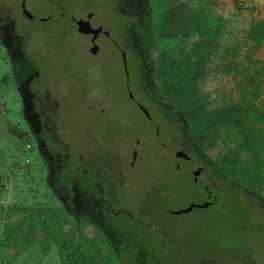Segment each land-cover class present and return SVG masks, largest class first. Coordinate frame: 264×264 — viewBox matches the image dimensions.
<instances>
[{
  "label": "rangeland",
  "instance_id": "rangeland-1",
  "mask_svg": "<svg viewBox=\"0 0 264 264\" xmlns=\"http://www.w3.org/2000/svg\"><path fill=\"white\" fill-rule=\"evenodd\" d=\"M134 1L128 12L151 26L146 46L130 27L121 41L106 0H0V264H123L124 236L95 198L54 185L55 157L92 173L115 211L158 236L160 254L176 251L172 264H264V0ZM90 10L108 33L93 53L72 20ZM256 22L259 43L247 36ZM136 52L153 97L132 84ZM177 124L204 162L197 181L198 161L165 147Z\"/></svg>",
  "mask_w": 264,
  "mask_h": 264
},
{
  "label": "trees",
  "instance_id": "trees-1",
  "mask_svg": "<svg viewBox=\"0 0 264 264\" xmlns=\"http://www.w3.org/2000/svg\"><path fill=\"white\" fill-rule=\"evenodd\" d=\"M107 3L108 7L119 13L118 16L114 12L119 20L124 24V31L121 32L122 34L120 39H123V36L125 37L127 30L130 27L135 32L137 40L139 41L138 44L140 43L142 46H146L147 40L150 37L151 28L148 19L144 16L128 17L129 15L124 14V9H122L123 12L121 11L122 7L120 2L117 0H106L103 4L107 5ZM262 35L263 30L261 22L249 25L247 36L250 39L259 43ZM135 61L136 62L133 63V71H135L137 75V80H144L143 59H140L139 56H135ZM132 77H134L133 73ZM166 116L168 118L174 117L171 113L166 114ZM66 164L67 165L65 166V171L63 173L64 177L58 180L59 184L64 185V188L68 190L69 193L72 191L74 185L85 189V192H87L89 196L95 198L94 200L100 208L104 224L110 229H116L117 232H120L124 236V239L117 236L118 239L124 241V244H122L121 241L117 242L116 253L120 262L123 264H172V258H174V255L176 254L175 250H173L174 254L170 258L164 257L160 254L161 248L157 242L159 239L157 235L156 237L153 232H148V234L142 233L140 230L144 227L142 223L137 222L130 224L129 221L132 216H130L127 211H115L112 208L110 201L107 199L108 196H106L104 188L97 181H95L92 173L91 175H88V173L82 172V169L77 170V173H75L73 171V167L67 162ZM75 167L77 168L79 165H76ZM55 183L59 185L57 181H55ZM235 185L237 184L235 183ZM99 186L103 188V192L97 189ZM168 247L170 249V246ZM169 249H167V251ZM170 252H172V250H170Z\"/></svg>",
  "mask_w": 264,
  "mask_h": 264
},
{
  "label": "flooded vegetation",
  "instance_id": "flooded-vegetation-1",
  "mask_svg": "<svg viewBox=\"0 0 264 264\" xmlns=\"http://www.w3.org/2000/svg\"><path fill=\"white\" fill-rule=\"evenodd\" d=\"M117 1H119L120 2V5H121V11H122V9H124V14H126V15H129L128 17H135L134 16V14L133 13H131V12H128V8L130 7V6H132L133 5V2L135 3V1L134 0H117ZM131 1V2H130ZM22 2V1H21ZM90 2V1H89ZM126 2H127V4H126ZM128 2H130V3H128ZM92 3H94V2H92ZM94 4H96V3H94ZM128 4H129V7L128 8H126V6H128ZM25 7V6H24ZM26 9V8H25ZM27 10V9H26ZM123 12V11H122ZM89 13V16L87 17V14ZM20 14L22 15V16H24L25 18H30L31 16H27L23 11H22V7H21V5H20ZM132 14H133V16H132ZM92 16H93V11H87L86 13H85V16L84 17H77V18H87V20H88V22H89V24H90V26H92V27H96V26H100L101 27V29L98 31V33L96 34V36H95V38L98 36V34L99 33H103L104 35H106L107 36V31H106V33L104 32L105 31V29H103L102 28V26L100 25V24H97V25H92V21H91V18H92ZM138 16V15H137ZM139 17V16H138ZM141 17V16H140ZM76 17H73L72 18V20H73V25L75 26V29H76V22H75V20L77 19ZM149 22V21H148ZM0 23H4V21H2V20H0ZM9 26H11V25H9ZM81 33V32H80ZM83 34H85V35H88V38H89V41H90V43H91V46L93 45V44H95L94 43V40H95V38H94V40L92 41L91 40V33H83ZM134 34H135V32H134ZM136 36V35H135ZM137 38V37H136ZM123 39H125V42H127V41H129L128 39H127V35H125V37L123 36ZM123 39H121V41H123ZM127 39V40H126ZM139 42V41H138ZM113 43H114V41H113ZM126 45V44H125ZM91 46H89L88 47V49L90 50V48H91ZM115 46L119 49V52H120V55H121V57H122V59L124 58V60H125V54H124V50L120 47V46H118V44L116 45L115 44ZM130 48H132V44L130 45ZM95 49H96V44H95ZM132 50H133V48H132ZM139 52V51H138ZM138 52H136L135 54V56L136 57H138ZM93 53V52H92ZM135 58V57H134ZM142 57H140V59H141ZM130 81L129 80H126V85L128 86V83H129ZM133 83V85L137 88V90H139V93L142 95H146V94H150L146 89H145V81L144 80H137L136 82H134V81H132ZM131 83V82H130ZM129 83V84H130ZM27 85H29V83L27 82ZM30 87V86H29ZM128 88V87H127ZM129 91V90H128ZM27 94H28V97H29V103H28V107H29V109H30V112L32 113V118L33 119H35L36 120V125H37V132H41L42 134H44L45 132H49V131H46V130H49V129H47V127H46V120H45V116L44 115H41L40 113H41V108H40V106H39V103H35L34 102V98H33V92H32V90L31 91H27ZM128 95H129V98L130 99H133L134 98V94H132V93H128ZM151 95V94H150ZM152 96V95H151ZM153 97V96H152ZM135 105H136V107L143 113V114H145V112L143 111V109H142V105H141V103L138 101V100H135ZM142 106V107H141ZM144 108H145V106H144ZM146 109V108H145ZM147 111V110H146ZM167 114H169V113H171V112H169V111H165ZM172 114V113H171ZM174 115V114H173ZM145 116L149 119V120H151V117H150V115H149V113L147 112V114H145ZM169 119V122L170 123H172V121H176V120H178V118H177V116L176 115H174V117H172V118H168ZM177 127V133H178V136H176V137H174V136H172L171 135V133L170 132H167L165 135H167V137H168V143L166 144V146L165 147H168L170 150L171 149H173V155L175 156V157H177V158H186V159H191V158H193L192 156L194 155V153H196L194 150H193V147H192V144L187 140V138H186V136L184 135V133H183V130H182V128H181V126L180 125H176ZM155 128H157V125H155ZM155 133L156 134H158V131L155 129ZM42 137V136H41ZM40 139H42V138H40ZM42 141H43V139H42ZM43 143H45L44 141H43ZM185 147V148H184ZM48 150V149H47ZM177 150H180L179 152H181L179 155H176L175 154V152L177 151ZM55 153V152H54ZM134 153H135V150H133L132 151V156H134ZM194 157H196V159H194V160H196V162L198 161V164L196 165V167H195V169H191L190 170V174H192V179H193V181H197L198 179V176H199V174L202 172V170H203V168H204V162L202 161H200V159H199V157L197 156V154L194 156ZM56 158V160H53V167H52V172H53V181L55 182V181H57L58 182V184H59V181L58 180H60V178H62V177H64V175H63V173H64V171H65V166L67 165L66 164V159H64V161L63 162H61L60 160H59V158L58 157H55ZM64 158H66V157H64ZM195 170V171H194ZM207 172V176L208 177H211V178H216L217 176L215 175V173L214 172H210V168H209V171H206ZM54 173H55V175H54ZM63 175V176H62ZM54 185L56 186L57 184L56 183H54ZM57 186H59V187H61V189H63V186L64 185H62V184H59V185H57ZM203 187H207V185L206 184H203ZM99 191H102L103 192V188L102 187H98L97 188ZM66 190V189H65ZM84 191H85V189H84ZM64 192H66L69 196H70V193L68 192V190H66V191H64ZM87 193V192H86Z\"/></svg>",
  "mask_w": 264,
  "mask_h": 264
},
{
  "label": "water",
  "instance_id": "water-1",
  "mask_svg": "<svg viewBox=\"0 0 264 264\" xmlns=\"http://www.w3.org/2000/svg\"><path fill=\"white\" fill-rule=\"evenodd\" d=\"M22 11L27 15L31 16V14L25 9L23 1L21 2ZM89 16V13L87 14V17ZM76 22V30L81 33H91V40L93 41L98 31L101 29L100 26L92 27L90 26L87 18H77L75 20ZM106 33V30L104 31ZM95 50V44H93L90 48L91 52H94ZM123 64H124V58H123ZM142 107V106H141ZM145 114H147V111L144 107H142ZM180 150H177L175 152L176 155H179L181 152ZM195 171V170H194Z\"/></svg>",
  "mask_w": 264,
  "mask_h": 264
},
{
  "label": "crops",
  "instance_id": "crops-1",
  "mask_svg": "<svg viewBox=\"0 0 264 264\" xmlns=\"http://www.w3.org/2000/svg\"><path fill=\"white\" fill-rule=\"evenodd\" d=\"M243 81V84H248L247 82H245V80H242Z\"/></svg>",
  "mask_w": 264,
  "mask_h": 264
}]
</instances>
